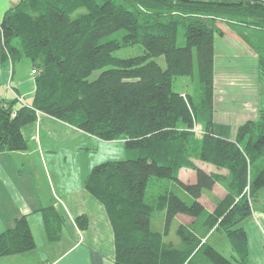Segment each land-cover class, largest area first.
<instances>
[{"label": "trees", "instance_id": "16d2710c", "mask_svg": "<svg viewBox=\"0 0 264 264\" xmlns=\"http://www.w3.org/2000/svg\"><path fill=\"white\" fill-rule=\"evenodd\" d=\"M216 18L264 28V7L251 0H20L0 21L2 62L27 57L35 78L30 104L0 99V152L27 148L21 127L38 113L102 140L124 142L125 158L97 163L83 179L106 209L115 264H249L243 223L264 189V107L237 128L234 140L213 133ZM180 28L184 45L176 43ZM121 29V38H106ZM136 43L142 44L140 55L113 54ZM194 54L197 100L172 87L177 77L193 75ZM258 68L264 81L263 61ZM196 123L203 126L200 138ZM194 155L227 170L228 180L196 166L189 159ZM182 166L195 169L194 183L178 178ZM153 176L173 180L193 201L172 191L146 201ZM221 180L227 193L206 212L198 198ZM155 211L163 212L161 230L151 226ZM40 212L47 239L58 240L62 216L52 205ZM178 213L196 222L178 225L176 240L167 242ZM76 220L85 227L84 216ZM214 225L230 238L231 258L193 233L197 226ZM35 247L26 215L0 232V257Z\"/></svg>", "mask_w": 264, "mask_h": 264}, {"label": "crops", "instance_id": "0c3cea01", "mask_svg": "<svg viewBox=\"0 0 264 264\" xmlns=\"http://www.w3.org/2000/svg\"><path fill=\"white\" fill-rule=\"evenodd\" d=\"M19 1L0 0V21L5 11ZM215 64L216 61L212 131L234 140L239 125L257 117L262 99H258V87L255 97H252L225 77H219ZM30 65L31 62L29 65L4 63L0 57V99L13 100L20 96L22 103H31L35 78ZM217 97L224 98L216 100ZM199 126L203 129L202 125ZM21 131L27 140V148L0 152V232L11 228L16 218L26 215L36 247L28 252L2 256L0 264H115L113 229L106 209L83 186V179L92 166L107 159L98 155L102 139L45 113H38L36 120L23 125ZM191 160L207 173L220 175L223 171L227 172L198 158ZM178 178L184 183H194L195 169L180 168ZM171 186L176 187L167 191L177 194L174 189H180L183 195L188 196L185 197L189 203L193 201L179 185L175 183ZM226 193L221 181H216L211 190H203L198 201L206 211L211 212L217 198H223ZM206 199L211 207H207ZM48 205H52L63 219L60 237L53 242L47 239L40 212L41 207ZM78 216L86 218L84 228L79 227ZM195 222L196 218L178 213L171 227L173 224L190 227ZM243 226L249 264H264V198L258 197ZM203 229L197 226L193 233L199 238L204 236Z\"/></svg>", "mask_w": 264, "mask_h": 264}, {"label": "rangeland", "instance_id": "374dc122", "mask_svg": "<svg viewBox=\"0 0 264 264\" xmlns=\"http://www.w3.org/2000/svg\"><path fill=\"white\" fill-rule=\"evenodd\" d=\"M82 10H79L80 12ZM76 15V14H74ZM215 24L218 28V31L215 33L214 36V51H215V70L219 77H225L229 83H232L238 89H243L248 91V95L255 97V93L257 92L258 87V94L261 100V107H264V81L259 77V68H258V61L264 62V28L259 27H248L246 24H243L239 21H224V19L216 18ZM123 34V29L118 30L106 38H121ZM177 45H184L185 44V37L183 35V29L180 28L177 40ZM143 53L142 44L136 43L133 45H126L121 46L117 50L113 52L115 56L119 57H127L131 55H140ZM162 62V59H159ZM26 63L27 65L30 64V60L27 57H20L14 60L15 64L19 63ZM31 66V65H30ZM194 73L191 76H179L173 82V89L174 90H188L194 96V99H198L200 92H201V84L197 77V64L194 54ZM99 70L94 71L90 78L95 77L98 74ZM257 74V76H256ZM226 75V76H225ZM229 75V76H228ZM224 97H217L216 100L223 99ZM251 98V97H250ZM254 102V101H253ZM238 104V102H237ZM228 109V107H226ZM248 119L245 120L243 123L255 120ZM242 123V124H243ZM201 124L196 123L194 125L195 136L200 138L202 136V127L199 126ZM241 125V124H240ZM239 125V126H240ZM100 150L98 155L103 157L106 156V160H115L125 158L126 154L124 155V142L122 139H113V140H101ZM194 156H190V160L194 158ZM104 158V157H103ZM196 158V157H195ZM192 162V160H191ZM188 167V166H182ZM180 167V168H182ZM191 168V167H189ZM193 169V168H192ZM221 177H224L228 180V172H224L220 174ZM219 175V176H220ZM224 181L221 180V185H224ZM171 184L175 183L168 178H158V177H151L147 190H146V201L151 202L154 195L159 194L161 192H166L167 189L176 187L171 186ZM174 191L179 194L181 198H185L186 202L188 196L183 195L180 192V189H174ZM219 191V190H218ZM261 193V197L264 198V189L259 191ZM150 195H152L150 197ZM186 196V197H185ZM217 197V196H216ZM221 199V198H217ZM207 207H211V203L209 200L206 199ZM189 203V202H188ZM208 212V211H206ZM162 211H155L153 214V219L151 226L158 230L163 229V220H162ZM174 227V228H173ZM173 228V229H172ZM176 226L173 224L170 230V235L165 237L164 240L168 242V238L174 239L176 235ZM204 236H200L199 238L202 241L210 242L217 246L223 254L231 258L232 248L230 238L222 233L220 230L217 229V226L214 225L210 228L207 226L204 227L202 230ZM219 233H222L223 236H220ZM171 240V239H170Z\"/></svg>", "mask_w": 264, "mask_h": 264}, {"label": "water", "instance_id": "95a60500", "mask_svg": "<svg viewBox=\"0 0 264 264\" xmlns=\"http://www.w3.org/2000/svg\"><path fill=\"white\" fill-rule=\"evenodd\" d=\"M251 1L259 2V3H261V4L263 5V7H264V0H251Z\"/></svg>", "mask_w": 264, "mask_h": 264}, {"label": "built area", "instance_id": "2783aa9c", "mask_svg": "<svg viewBox=\"0 0 264 264\" xmlns=\"http://www.w3.org/2000/svg\"><path fill=\"white\" fill-rule=\"evenodd\" d=\"M17 99H18V101H19L20 103H22V99H21L20 96H17ZM23 104H24V103H23Z\"/></svg>", "mask_w": 264, "mask_h": 264}]
</instances>
